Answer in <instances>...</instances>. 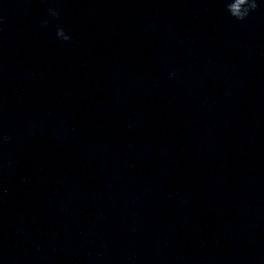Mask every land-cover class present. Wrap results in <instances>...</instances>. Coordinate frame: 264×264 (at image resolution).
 I'll return each instance as SVG.
<instances>
[{
	"label": "clouds",
	"instance_id": "1",
	"mask_svg": "<svg viewBox=\"0 0 264 264\" xmlns=\"http://www.w3.org/2000/svg\"><path fill=\"white\" fill-rule=\"evenodd\" d=\"M260 7L261 4L258 2V0H225V11L232 18L238 21L246 20L253 12L257 11ZM47 13L52 19H56L60 15L57 9L51 7L47 9ZM48 23L49 20H43L41 22V27H46ZM56 36L57 39L61 41H71V36L67 34L64 28L60 25H57ZM8 139V137H4L5 142H7Z\"/></svg>",
	"mask_w": 264,
	"mask_h": 264
}]
</instances>
